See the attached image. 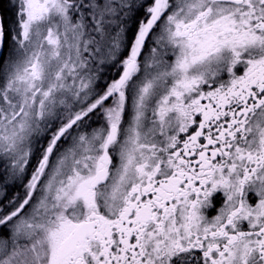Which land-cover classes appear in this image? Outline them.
<instances>
[{
	"label": "snow or ice",
	"instance_id": "snow-or-ice-1",
	"mask_svg": "<svg viewBox=\"0 0 264 264\" xmlns=\"http://www.w3.org/2000/svg\"><path fill=\"white\" fill-rule=\"evenodd\" d=\"M0 264H264V0H0Z\"/></svg>",
	"mask_w": 264,
	"mask_h": 264
}]
</instances>
